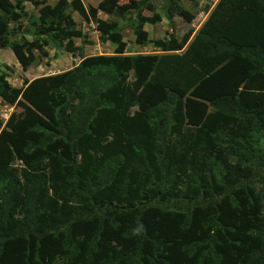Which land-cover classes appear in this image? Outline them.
I'll return each mask as SVG.
<instances>
[{"label":"trees","instance_id":"obj_1","mask_svg":"<svg viewBox=\"0 0 264 264\" xmlns=\"http://www.w3.org/2000/svg\"><path fill=\"white\" fill-rule=\"evenodd\" d=\"M140 1L0 0L23 70L47 46L80 52L72 12L114 44L21 87L0 73L22 109L0 130V264H264V0H218L189 41H151L161 16ZM124 29L159 52L123 54Z\"/></svg>","mask_w":264,"mask_h":264},{"label":"rangeland","instance_id":"obj_2","mask_svg":"<svg viewBox=\"0 0 264 264\" xmlns=\"http://www.w3.org/2000/svg\"><path fill=\"white\" fill-rule=\"evenodd\" d=\"M14 2V0H12ZM56 0H47V3L51 5ZM84 5L95 6L99 0H81ZM128 1V0H121ZM140 1V0H138ZM166 0H150L153 5L152 10H148L144 7L141 8L142 14L150 16L153 12H157L161 19L156 23L150 24L145 23L144 29L147 31L148 38L151 41L156 39H167L171 33H174L178 38L182 37L186 30L190 26L194 28L201 19L200 10L205 9L214 0H181L182 4L187 8L196 13L194 18L191 20V24L182 20L180 17L173 15L172 24L168 23V20L164 17L162 5ZM141 2V1H140ZM199 10V11H198ZM22 18L19 22L14 25L21 23L22 30H25L29 25L27 22V17L30 15H38V8L35 7L30 1H24L22 3ZM198 13V14H197ZM74 21L76 22V27L81 30V37H76L73 39L75 45L80 47V52L77 51L74 54L66 52L61 48L47 46V56H38L34 64L29 66L26 70H23L20 64L17 62L12 51L9 48L0 49V73H5L6 80L13 86L21 87L24 80H31L33 78L49 75L54 73H59L65 71L75 64H77L81 57L96 54H111L113 53L114 44L111 42H100L98 39L99 32L95 29V24L92 20L86 21L81 16L72 12ZM106 17V16H105ZM108 18V17H107ZM106 18V19H107ZM123 22V21H121ZM27 39H31L30 35H25ZM85 40V41H84ZM123 40L126 41L127 46L123 54H135V53H157L158 48L154 46L152 42H148L144 45H139L134 42V35L132 30L124 29ZM181 40V39H179ZM132 76V75H130ZM21 106L18 104H8L0 98V130L4 128L6 120L12 112H20ZM260 187V184H257ZM264 188V184H262Z\"/></svg>","mask_w":264,"mask_h":264},{"label":"crops","instance_id":"obj_3","mask_svg":"<svg viewBox=\"0 0 264 264\" xmlns=\"http://www.w3.org/2000/svg\"><path fill=\"white\" fill-rule=\"evenodd\" d=\"M218 0H214L212 3L209 4V6L205 9L202 10H198L201 16V19L199 21V23L197 25H195L194 28H191L190 26L188 27V29L186 30V33H184L182 35V37H179V39L184 38L187 36L188 41L190 39L193 38L194 34L197 32V30L199 29V27L204 23V21L208 18L210 12L212 11V9L214 8L215 4L217 3ZM197 13V14H198ZM98 17L102 18V19H106L108 16L102 12H98L97 13ZM106 16V17H105ZM192 21L189 22V24H191Z\"/></svg>","mask_w":264,"mask_h":264}]
</instances>
